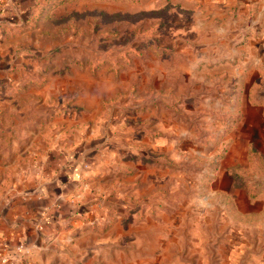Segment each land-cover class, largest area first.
Here are the masks:
<instances>
[{
  "label": "rangeland",
  "instance_id": "1",
  "mask_svg": "<svg viewBox=\"0 0 264 264\" xmlns=\"http://www.w3.org/2000/svg\"><path fill=\"white\" fill-rule=\"evenodd\" d=\"M210 11L0 0V167L7 188L18 179L2 206L21 224L32 196L51 194L37 264H264V195L246 192L264 191V161L233 189L218 138L242 109L225 63L236 46Z\"/></svg>",
  "mask_w": 264,
  "mask_h": 264
},
{
  "label": "crops",
  "instance_id": "2",
  "mask_svg": "<svg viewBox=\"0 0 264 264\" xmlns=\"http://www.w3.org/2000/svg\"><path fill=\"white\" fill-rule=\"evenodd\" d=\"M205 1L211 10L206 19L229 22L226 30L221 29L220 33L225 34L226 43L236 46L233 48L234 56L228 55L225 63L228 68L234 66L238 73L235 83L242 109L238 117L233 118L236 120L231 127L226 129L222 125L224 133L219 136L218 143L225 137L230 141L229 152L224 160L228 167L224 173L233 180V189L238 190L247 186L239 170L242 171L245 164L250 167L258 164L255 160H259V154L264 161V0ZM4 173L0 167V264H23L20 261L25 252L19 251L18 247L21 243L28 246L26 258L29 262L24 264H37L40 254L48 255L45 251L50 248V230L53 225L49 219L52 207L41 205L39 201H45L51 194L43 190L32 196L34 202L27 209L26 216L21 218L20 224V216H14L10 211L12 206L3 213L5 208L2 199L12 198L18 193L15 188L18 179H10L11 185L7 188V181L3 182L7 180ZM246 192L251 201L264 195V191L253 186L247 187Z\"/></svg>",
  "mask_w": 264,
  "mask_h": 264
},
{
  "label": "built area",
  "instance_id": "3",
  "mask_svg": "<svg viewBox=\"0 0 264 264\" xmlns=\"http://www.w3.org/2000/svg\"><path fill=\"white\" fill-rule=\"evenodd\" d=\"M19 251H23V252L27 253V252H26L27 249H25L24 246H21V245L19 246Z\"/></svg>",
  "mask_w": 264,
  "mask_h": 264
},
{
  "label": "trees",
  "instance_id": "4",
  "mask_svg": "<svg viewBox=\"0 0 264 264\" xmlns=\"http://www.w3.org/2000/svg\"><path fill=\"white\" fill-rule=\"evenodd\" d=\"M56 214H57V213H56ZM49 219L52 220L50 216H49Z\"/></svg>",
  "mask_w": 264,
  "mask_h": 264
}]
</instances>
